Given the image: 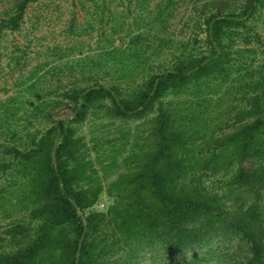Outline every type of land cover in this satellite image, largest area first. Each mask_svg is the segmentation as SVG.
<instances>
[{
	"label": "rangeland",
	"instance_id": "1",
	"mask_svg": "<svg viewBox=\"0 0 264 264\" xmlns=\"http://www.w3.org/2000/svg\"><path fill=\"white\" fill-rule=\"evenodd\" d=\"M18 1L0 0V20L15 13ZM256 3L257 9L251 13ZM256 3L39 0L29 4L20 27L0 34V144H23L57 120L74 118L66 95L76 87L119 80L121 95H131L155 67L177 60L180 48L207 51L205 33L212 15L247 12L242 18L250 16L245 22L248 27L239 30V35L228 32L232 36L224 40L230 46L227 70L189 83V95L185 90L165 98L176 106L185 125L183 138L189 145H184L183 152L203 151L210 156L218 148L217 140L224 138L222 134L239 126L236 116L240 106L254 91L264 89V0ZM250 38V43L244 41ZM157 111L156 107L154 113L144 117H123L95 109L84 121L73 124L77 139L73 163L79 168L80 185L95 200L80 214H105L106 218H94L98 226L106 221L91 235L96 245L112 246L99 264H174L183 258L204 256L206 250L227 257H208L200 264L246 262L248 247L237 238H216L210 248H192L178 254H164L149 241L126 238L131 230L120 223L121 214L133 201L135 168L143 165L154 144L150 126ZM206 137L217 139L205 145ZM4 162L12 164L5 157L0 164ZM4 170H0V238L17 223L33 228L36 203L31 186L25 185L30 177L19 167ZM12 171L19 174L7 176ZM205 178L212 188L224 185L222 173L214 175L207 170Z\"/></svg>",
	"mask_w": 264,
	"mask_h": 264
},
{
	"label": "trees",
	"instance_id": "2",
	"mask_svg": "<svg viewBox=\"0 0 264 264\" xmlns=\"http://www.w3.org/2000/svg\"><path fill=\"white\" fill-rule=\"evenodd\" d=\"M37 1L19 0L15 13L0 20V34L5 29L17 30L29 4ZM256 9L257 3L251 13ZM244 15L247 12L212 15L205 33L207 51L180 48L177 60L155 67L132 88L131 95H121L119 80L76 87L66 95L74 118L57 120L23 144H0V160L5 157L12 163L0 164V170L19 167L30 177L25 185L31 186L32 197H36L33 228L17 223L0 238V264H99L112 246L96 245L91 235L106 221L98 226L94 218L106 215L80 214L95 200L80 185L79 168L73 163L77 143L73 124L84 121L95 109L123 117H144L156 107L150 126L155 141L143 165L135 168L133 201L121 214L120 223L131 230L126 238L149 241L164 254L210 248L220 237L237 238L248 247V258L234 264H264V89L254 91L240 106L236 116L239 126L222 134L224 138L217 140L218 148L210 156L203 151L183 152L184 145H189L183 138L185 125L173 102L165 101L168 94L177 91L181 95L186 90L189 95V83L227 70L230 46L224 40L231 35L228 32L239 35V30L248 27L245 22L250 16L242 18ZM244 41L250 43L251 38ZM212 139L217 138L206 137L204 144ZM207 170L214 175L222 173L221 188L206 185ZM14 171L7 176L19 174ZM222 255L206 250L204 256L183 258L174 264H200L208 257H227Z\"/></svg>",
	"mask_w": 264,
	"mask_h": 264
}]
</instances>
